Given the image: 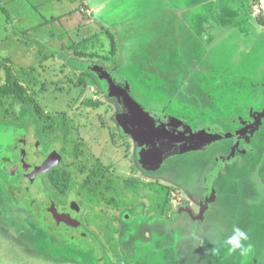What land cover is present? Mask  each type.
I'll use <instances>...</instances> for the list:
<instances>
[{"label": "rangeland", "instance_id": "1", "mask_svg": "<svg viewBox=\"0 0 264 264\" xmlns=\"http://www.w3.org/2000/svg\"><path fill=\"white\" fill-rule=\"evenodd\" d=\"M162 1L164 8L156 0H0V86L5 65L36 109L0 98V264H264L257 170L264 124L244 156L219 153L240 133L199 151L180 153L190 145L183 143L153 177L138 170L135 142L118 128L120 101L95 72L126 84L144 109L188 120L194 130L241 131L245 125L235 130L241 118L251 121L264 108V0ZM90 101L100 105L89 107ZM25 115L53 136L65 118L71 144L84 151L77 168L111 175L117 194L125 195L126 219L122 213L115 224V211L95 203L91 234L66 241L68 234L38 207L26 215L29 197L18 176L3 169L12 167L3 159H18ZM162 184L171 190L165 206ZM234 227L248 235L244 247H251L243 254L222 246Z\"/></svg>", "mask_w": 264, "mask_h": 264}, {"label": "flooded vegetation", "instance_id": "2", "mask_svg": "<svg viewBox=\"0 0 264 264\" xmlns=\"http://www.w3.org/2000/svg\"><path fill=\"white\" fill-rule=\"evenodd\" d=\"M101 85L103 91H106L105 82H102ZM176 90L177 89H175V91ZM28 108H30L33 112L36 110L34 105ZM241 119V123L237 124L235 130L241 129L244 127L245 123L250 121L249 115H247V118L243 117ZM26 120L28 127L26 126ZM24 121L25 122L21 126H18V128L20 127V129L23 128L25 130V132L24 130L22 131L23 133L17 140L18 142L15 147L18 159L11 157L3 159L6 164H12L11 168L4 167L3 169L4 172L8 171L7 174L9 176L12 175L13 178L16 175L18 176L17 185L23 188L22 190H24L27 194L26 196L29 197L25 202L28 203L25 210L26 215L32 217L34 215V210L38 207L43 214L48 216L53 225H56L58 228H62L63 232L68 234V236L65 237L66 241H74L77 239V236L87 238L88 234H91L88 230L89 225H92L91 221L94 219L97 213L96 210L98 209V206L95 203L104 204L105 207H109L110 210L115 211V224L117 223L116 218L122 213L123 218L126 219L125 216H127L128 206H126L127 204H122L124 203L123 200H125V195L123 193L117 194L116 189L113 188L114 181L111 179V175L109 173L104 174L102 171L97 173V171H94L93 169L91 172L84 174V169L77 168L76 164L78 160L82 158L81 155L84 151L74 143L71 144L72 141L69 139L71 128L64 117L61 116L58 120L60 130H58L57 136H53L52 134L50 135L48 130L42 125L43 122L31 118L29 115H26ZM184 121L187 122L188 120ZM63 122L67 124L68 131L63 129ZM187 123L190 125L189 122ZM212 124H216V126L218 125L214 121H212ZM263 124L264 119H262L261 125L258 130L253 133V135H251L250 132L243 133V138L239 140V142L233 141L234 146L232 145V142H228L225 151L219 153L224 154L230 151L234 152L237 156H244V154L248 152V145L252 147L253 140L257 137V134L260 132ZM191 128L194 129L192 126ZM135 145L136 157L138 158L137 161L139 163L138 170L140 169V172L144 173L145 171L142 169L143 167L139 162V148L136 142ZM231 145L233 147L232 151ZM244 146H246V148H244ZM22 152L24 153V162L28 165L27 169H23L21 158ZM239 152H241V154H239ZM262 154L260 165L257 167V170L260 172V180L264 186V149ZM49 156H53L50 162L54 165L44 173L33 174L32 168L40 167ZM233 159H236L235 161L237 162L240 158ZM68 161H71V163L75 162V165L66 167ZM261 167L263 168L260 171ZM148 173L153 177L155 175L151 173V171L147 172V174ZM103 176L106 177L102 179ZM180 184L173 183L172 185L180 187ZM163 186L167 188L165 191V203H167V197L171 190L169 189V186L165 184ZM203 188L204 187L202 186V191ZM34 194L36 196H34ZM213 200L214 199L209 201V203H212ZM204 203L208 202L204 201ZM182 210L184 213L189 212L186 207H183ZM203 216L206 219L207 211L204 212ZM192 218L201 219V216L196 215V217H194L192 215ZM198 222L202 221L199 220ZM44 223L45 226H43V228H48V222L44 220ZM107 223H109V221L105 219V224ZM33 224L39 227V224ZM83 229L86 230L83 231ZM101 232L102 231L98 229L97 233L100 237L102 236V234H100ZM56 236L57 234H54L53 237ZM97 240L102 244V246H104L101 239L97 237Z\"/></svg>", "mask_w": 264, "mask_h": 264}, {"label": "water", "instance_id": "3", "mask_svg": "<svg viewBox=\"0 0 264 264\" xmlns=\"http://www.w3.org/2000/svg\"><path fill=\"white\" fill-rule=\"evenodd\" d=\"M95 72L99 79L107 83V92L119 99L122 111L116 118L118 128L123 135L130 136L137 143L139 162L143 169L148 171L159 168L166 156L177 154L175 151H180V149L175 148L183 143H190V145L183 147L180 153L204 150L219 140L234 139L237 134H243L246 130L253 134L264 119L263 108L262 112L251 116L252 121L245 123L246 127L241 131L222 133L213 131L209 127L194 130L182 119L144 109L129 96L127 92L129 88L126 84H122L120 81H116L114 84L107 73L100 68L95 69ZM52 157L49 156L40 167L32 168V173L46 172L54 165L50 162ZM21 158L23 169H27L28 165L24 162L23 152ZM212 192L213 190L210 189V193L213 195Z\"/></svg>", "mask_w": 264, "mask_h": 264}, {"label": "trees", "instance_id": "4", "mask_svg": "<svg viewBox=\"0 0 264 264\" xmlns=\"http://www.w3.org/2000/svg\"><path fill=\"white\" fill-rule=\"evenodd\" d=\"M33 44L38 46L40 43L38 41H35ZM42 46L43 45H39L40 47L39 49H42L41 48ZM4 69H5L6 77H5V83L0 86V98H4L8 100L11 99L12 104L14 103L20 106L32 107L34 103L32 98L26 94L25 89L19 83L13 81L12 74L9 68L4 65ZM86 105L89 107H98L100 105V102L90 101V102H87ZM25 118H26V115H25ZM62 125H63V129L65 131H68L67 124L63 122ZM165 204L166 203H163L164 206Z\"/></svg>", "mask_w": 264, "mask_h": 264}, {"label": "clouds", "instance_id": "5", "mask_svg": "<svg viewBox=\"0 0 264 264\" xmlns=\"http://www.w3.org/2000/svg\"><path fill=\"white\" fill-rule=\"evenodd\" d=\"M248 240L247 233L240 229L239 227H234L232 234L222 241V246L226 247L229 253L235 252L236 250H241L242 254L250 250V245L248 248L244 247V242ZM217 250L213 249V254H216Z\"/></svg>", "mask_w": 264, "mask_h": 264}, {"label": "crops", "instance_id": "6", "mask_svg": "<svg viewBox=\"0 0 264 264\" xmlns=\"http://www.w3.org/2000/svg\"><path fill=\"white\" fill-rule=\"evenodd\" d=\"M156 1H157V2L160 1L161 4H159V5L161 6V8H164V7H163V1H162V0H156ZM168 1H170V0H168ZM164 2H165V0H164ZM215 4H216V3H214V5H215ZM156 5H157L156 7L159 6L157 3H156ZM164 5L166 6V3H165ZM168 5H169V6H168L167 8L169 9L170 6H171V5H170V2H168ZM217 5H218V4H217ZM172 16H174V17H173V18H174V22L176 23V21H177V14H176V11H175V10H174V12H172Z\"/></svg>", "mask_w": 264, "mask_h": 264}]
</instances>
